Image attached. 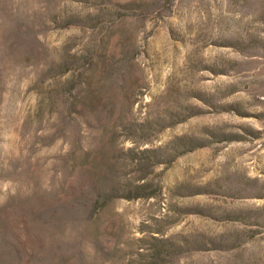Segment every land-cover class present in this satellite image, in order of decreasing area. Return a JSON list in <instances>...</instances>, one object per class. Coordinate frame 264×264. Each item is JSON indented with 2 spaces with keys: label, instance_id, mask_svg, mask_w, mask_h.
Instances as JSON below:
<instances>
[{
  "label": "rangeland",
  "instance_id": "rangeland-1",
  "mask_svg": "<svg viewBox=\"0 0 264 264\" xmlns=\"http://www.w3.org/2000/svg\"><path fill=\"white\" fill-rule=\"evenodd\" d=\"M0 264H264V0H0Z\"/></svg>",
  "mask_w": 264,
  "mask_h": 264
}]
</instances>
